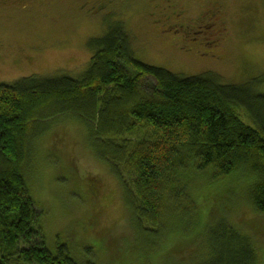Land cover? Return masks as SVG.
<instances>
[{
  "label": "rangeland",
  "instance_id": "374dc122",
  "mask_svg": "<svg viewBox=\"0 0 264 264\" xmlns=\"http://www.w3.org/2000/svg\"><path fill=\"white\" fill-rule=\"evenodd\" d=\"M210 2L220 10V24L193 40L187 28L212 22L202 16ZM178 10L181 18L172 21ZM115 18L124 21L136 57L147 64L186 77L218 72L225 83L264 90V0H0V83L81 75L93 54L87 41ZM176 23L185 29L173 28ZM86 127L65 116L31 138L27 186L45 213L43 239L52 254L65 249L78 264L227 262L238 246L225 241L217 224L225 220L252 240L264 264V212L251 204L249 178L184 168L196 214L147 230L146 241L130 204L133 176L125 170L121 178L119 165L97 155Z\"/></svg>",
  "mask_w": 264,
  "mask_h": 264
},
{
  "label": "trees",
  "instance_id": "16d2710c",
  "mask_svg": "<svg viewBox=\"0 0 264 264\" xmlns=\"http://www.w3.org/2000/svg\"><path fill=\"white\" fill-rule=\"evenodd\" d=\"M88 42L93 54L86 69L67 74L75 78L0 83V264H78L64 248L54 255L45 246V213L26 180L31 138L65 116L88 126L97 155L119 165L121 178L126 171L133 176L130 204L145 224L139 221L146 241L147 230L196 214L184 168L249 178L251 204L264 212V90L225 83L218 72L186 77L147 64L136 57L118 18ZM218 223L238 251L215 264H258L252 240L225 220Z\"/></svg>",
  "mask_w": 264,
  "mask_h": 264
},
{
  "label": "flooded vegetation",
  "instance_id": "af4514ba",
  "mask_svg": "<svg viewBox=\"0 0 264 264\" xmlns=\"http://www.w3.org/2000/svg\"><path fill=\"white\" fill-rule=\"evenodd\" d=\"M209 5H210V8L208 9V11L206 13H202V16L208 18V20L211 19L212 22L211 23H208V22H205L204 20H202V23L198 24L197 26H195V27H188L187 28L191 32L192 35H195L194 38H193V40H197V37L198 36H202L203 34H205L206 33V30H208L210 28H213L212 27L213 25H215V24L216 25H219L220 24V22H219V20H220V18H219L220 17V15H219V13H220L219 8L217 6H214L211 2L209 3ZM182 14H183V11H181V10L175 11V14L171 18V20L172 21L173 20H178L179 18H181ZM205 15H207V16H205ZM177 24H179V23L174 24L173 25V28L174 27H179L182 30L185 29V26L184 25H182V24L177 25ZM204 39H207V38H204ZM200 43H202V41H200ZM202 55H208V53H203Z\"/></svg>",
  "mask_w": 264,
  "mask_h": 264
}]
</instances>
